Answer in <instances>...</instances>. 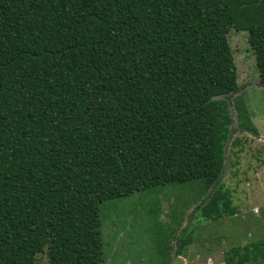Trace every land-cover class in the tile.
Masks as SVG:
<instances>
[{"label": "trees", "instance_id": "obj_1", "mask_svg": "<svg viewBox=\"0 0 264 264\" xmlns=\"http://www.w3.org/2000/svg\"><path fill=\"white\" fill-rule=\"evenodd\" d=\"M233 32L264 87V0H0V264H109L104 203L218 186L239 91ZM233 204L221 191L200 209L218 221ZM225 255L264 264V241Z\"/></svg>", "mask_w": 264, "mask_h": 264}, {"label": "rangeland", "instance_id": "obj_2", "mask_svg": "<svg viewBox=\"0 0 264 264\" xmlns=\"http://www.w3.org/2000/svg\"><path fill=\"white\" fill-rule=\"evenodd\" d=\"M239 91L228 99L232 125L225 140L226 161L220 184H172L138 192L102 205L104 251L109 264H226L236 247L264 241V87L248 35L230 36ZM243 100L253 129H244L236 107ZM229 190V192H228ZM227 192L234 215L207 220L200 207L208 196ZM193 233L187 255L175 253L176 242ZM39 264H48L46 255Z\"/></svg>", "mask_w": 264, "mask_h": 264}, {"label": "crops", "instance_id": "obj_3", "mask_svg": "<svg viewBox=\"0 0 264 264\" xmlns=\"http://www.w3.org/2000/svg\"><path fill=\"white\" fill-rule=\"evenodd\" d=\"M187 255V254H186Z\"/></svg>", "mask_w": 264, "mask_h": 264}]
</instances>
